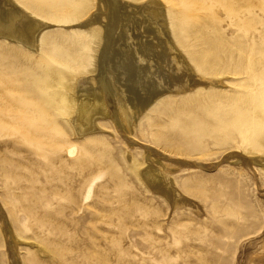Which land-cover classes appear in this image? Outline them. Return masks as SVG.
<instances>
[{
    "label": "rangeland",
    "instance_id": "obj_1",
    "mask_svg": "<svg viewBox=\"0 0 264 264\" xmlns=\"http://www.w3.org/2000/svg\"><path fill=\"white\" fill-rule=\"evenodd\" d=\"M13 1L48 25L36 50L0 40V206L21 239L20 264H187L190 232L206 241L205 264L260 261L249 253L264 241V173L256 166L254 179L229 154L264 157V118L255 127L254 114L264 106V0H162L180 50L210 67L198 77L223 76L224 87L158 97L138 117L133 147L112 124L75 138L66 122L91 74L99 26L78 25L96 0ZM141 145L214 167L163 160L201 217L172 209L145 183ZM247 235L257 237L249 248ZM216 236L221 249L207 240ZM0 264H11L1 230Z\"/></svg>",
    "mask_w": 264,
    "mask_h": 264
},
{
    "label": "bare ground",
    "instance_id": "obj_2",
    "mask_svg": "<svg viewBox=\"0 0 264 264\" xmlns=\"http://www.w3.org/2000/svg\"><path fill=\"white\" fill-rule=\"evenodd\" d=\"M93 24L99 26V31L95 35V45L90 52L91 74L77 84L72 110L66 118L75 138L104 132L103 126L112 124L129 146H137L138 142L131 138L133 127L142 112L158 97L190 91L196 86L224 87L223 76L212 81L198 77L201 69L210 67L199 58L189 61L180 50L169 28L162 0H144L141 3L128 0H96L89 17L78 26L89 27ZM46 27L48 25L35 21L13 0H0V40L12 41L36 50L39 35ZM166 65L170 69H166ZM262 107H258L254 113L255 127L264 118V106ZM241 122L245 123V119ZM38 131L42 134L44 130L39 128ZM260 147H264V135ZM141 148L146 154L147 165L139 173L145 183L154 192L161 194L172 209L187 207L192 214L201 217L202 205L184 197L174 188L170 178L174 169L163 160H169L179 166L185 165L187 169L193 170H212L214 167L197 162L172 161L168 159L170 158L168 155L152 147L141 145ZM74 150L73 148L70 154ZM229 156L230 158L234 156L237 159L235 164L241 165L254 179L256 166L264 173V157L252 158L242 153H230ZM219 194L224 195L220 192ZM229 197H226V202L231 205L233 199ZM262 213L264 214V208ZM0 230L11 264H20L17 244L21 239L14 235L1 206ZM218 233L224 234V230L220 228ZM247 236L249 248L253 246L257 237ZM207 240L221 249L222 244L220 245L218 236ZM242 243L240 247H243ZM205 245V240L196 239L190 232L186 263L205 264L202 255ZM194 248L201 250L197 260ZM249 254L253 256L252 259L255 257L260 260H256L257 262L251 260L253 262L250 264H264V241Z\"/></svg>",
    "mask_w": 264,
    "mask_h": 264
}]
</instances>
